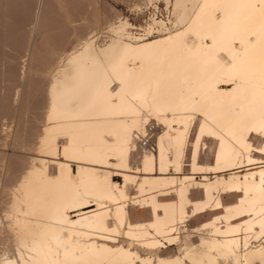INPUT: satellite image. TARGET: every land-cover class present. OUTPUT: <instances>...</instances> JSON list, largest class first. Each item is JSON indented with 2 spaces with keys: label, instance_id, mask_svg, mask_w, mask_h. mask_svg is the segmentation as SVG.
Here are the masks:
<instances>
[{
  "label": "bare ground",
  "instance_id": "6f19581e",
  "mask_svg": "<svg viewBox=\"0 0 264 264\" xmlns=\"http://www.w3.org/2000/svg\"><path fill=\"white\" fill-rule=\"evenodd\" d=\"M175 5L58 71L1 264H264V0Z\"/></svg>",
  "mask_w": 264,
  "mask_h": 264
},
{
  "label": "rangeland",
  "instance_id": "374dc122",
  "mask_svg": "<svg viewBox=\"0 0 264 264\" xmlns=\"http://www.w3.org/2000/svg\"><path fill=\"white\" fill-rule=\"evenodd\" d=\"M181 9L175 0H0V264L17 256L11 185L28 153H38L50 83L67 58L87 41L103 47L119 30L133 37L158 35L160 23L174 30ZM154 128L151 122L140 147L154 149Z\"/></svg>",
  "mask_w": 264,
  "mask_h": 264
}]
</instances>
